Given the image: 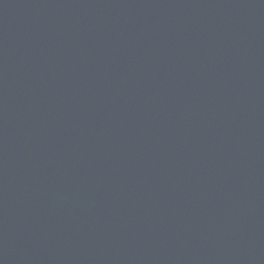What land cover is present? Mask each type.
Wrapping results in <instances>:
<instances>
[{
	"label": "water",
	"instance_id": "obj_1",
	"mask_svg": "<svg viewBox=\"0 0 264 264\" xmlns=\"http://www.w3.org/2000/svg\"><path fill=\"white\" fill-rule=\"evenodd\" d=\"M0 264H264V0H0Z\"/></svg>",
	"mask_w": 264,
	"mask_h": 264
}]
</instances>
